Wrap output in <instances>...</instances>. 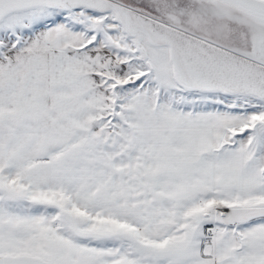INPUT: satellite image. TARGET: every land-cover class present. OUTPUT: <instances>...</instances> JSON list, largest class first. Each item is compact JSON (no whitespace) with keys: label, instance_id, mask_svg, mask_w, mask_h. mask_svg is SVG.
<instances>
[{"label":"snow or ice","instance_id":"snow-or-ice-1","mask_svg":"<svg viewBox=\"0 0 264 264\" xmlns=\"http://www.w3.org/2000/svg\"><path fill=\"white\" fill-rule=\"evenodd\" d=\"M0 264H264V0H0Z\"/></svg>","mask_w":264,"mask_h":264}]
</instances>
